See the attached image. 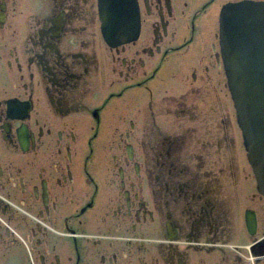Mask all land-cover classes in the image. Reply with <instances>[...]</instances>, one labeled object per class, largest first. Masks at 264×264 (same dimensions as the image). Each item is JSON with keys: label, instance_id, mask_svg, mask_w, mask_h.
I'll return each mask as SVG.
<instances>
[{"label": "flooded vegetation", "instance_id": "1", "mask_svg": "<svg viewBox=\"0 0 264 264\" xmlns=\"http://www.w3.org/2000/svg\"><path fill=\"white\" fill-rule=\"evenodd\" d=\"M136 1L111 43L101 0H0V264H264L220 33L264 0Z\"/></svg>", "mask_w": 264, "mask_h": 264}, {"label": "water", "instance_id": "2", "mask_svg": "<svg viewBox=\"0 0 264 264\" xmlns=\"http://www.w3.org/2000/svg\"><path fill=\"white\" fill-rule=\"evenodd\" d=\"M240 4L252 5L249 8L246 6H241L240 9L229 8L226 28L221 24V29L227 31L233 23V18L246 19L245 24H247L250 21L248 18L251 13L253 15L250 19L254 22L255 14L264 11V3L245 2ZM230 5L232 4L227 5L226 8ZM224 12L225 10L223 14ZM239 29L243 30L241 26ZM245 29L250 32L254 40L249 41L246 37L239 39L237 42L241 49L236 56H232L228 49L226 50L227 76L238 111L239 123L243 130L248 158L254 169L258 189L264 195V19L257 17L253 32L248 27ZM105 38L111 43H117L115 40H110L106 34ZM226 40L234 42L236 38L233 34L226 33ZM243 55H246V58ZM253 79L254 81H251Z\"/></svg>", "mask_w": 264, "mask_h": 264}, {"label": "bare ground", "instance_id": "3", "mask_svg": "<svg viewBox=\"0 0 264 264\" xmlns=\"http://www.w3.org/2000/svg\"><path fill=\"white\" fill-rule=\"evenodd\" d=\"M245 2H252V1H241L238 3H234L230 5L229 7H225L223 11L225 10L224 14L221 16V24L226 28V18H228L227 11L229 8L236 7L237 9H240L241 6L250 7L252 4H240ZM255 3H264V2H255ZM100 18L103 24V31L106 34V36L110 40H115L117 43H123L125 39L134 41L139 33H140V16H139V9L138 4L136 0H101L100 4ZM137 13V16H136ZM253 14L251 13L249 15V22L245 24L246 19L244 20H237L233 18V23L230 26V28L227 31H224L222 28L221 31V47L223 49L224 59H225V67H226V73L228 75L227 71V52L232 56H236L237 53L240 52L241 46L237 42L239 39H243L246 37L249 41H253V36L250 34L248 30L245 29V27H248L249 29H252V32L254 30V22L257 20V17H260L264 19V11L260 12L258 14H255L256 17H254V22L250 19ZM243 18H245L244 15H242ZM136 18V21H135ZM240 26L243 28V30H240ZM234 30V31H231ZM226 33H231L234 35L236 40L234 42H230L229 40H226ZM226 42V44H224ZM244 58H246V55H243ZM242 59V58H241ZM251 81H254L251 80Z\"/></svg>", "mask_w": 264, "mask_h": 264}, {"label": "rangeland", "instance_id": "4", "mask_svg": "<svg viewBox=\"0 0 264 264\" xmlns=\"http://www.w3.org/2000/svg\"><path fill=\"white\" fill-rule=\"evenodd\" d=\"M252 2H255V1H252ZM238 3V2H237ZM231 4H234V3H231ZM229 5V4H228ZM226 7V6H225ZM224 7V8H225ZM223 8V9H224ZM222 14H223V10H222V13H221V16H222ZM221 16H220V31H221ZM128 42H130V41H127V40H124L123 41V43H128ZM213 42V41H212ZM211 43V42H210ZM210 43H208V45L210 44ZM229 85H230V83H229V80H228V83H227V90H226V94H227V98H226V100H227V104H228V107H229V109L231 110V111H233L234 113H236L237 112V119H238V123H239V117H238V111H237V109H236V106H235V101H234V99H233V97H232V92H231V90H230V87H229ZM228 107H226V110H227V112H228ZM232 117V116H231ZM232 121H233V123H234V119H233V117H232ZM239 125H240V123H239ZM240 128H241V125H240ZM241 131H242V137H243V130H242V128H241ZM243 141H244V137H243ZM244 147H245V142H244ZM245 149H246V147H245ZM247 152V151H246ZM248 161H249V158H248ZM249 164H250V166H251V168H252V170H253V172H254V169H253V166H252V164L250 163V161H249ZM259 190V189H258ZM260 192V191H259Z\"/></svg>", "mask_w": 264, "mask_h": 264}]
</instances>
